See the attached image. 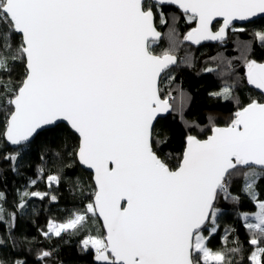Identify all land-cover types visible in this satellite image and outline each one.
I'll return each instance as SVG.
<instances>
[{
  "label": "snow or ice",
  "instance_id": "snow-or-ice-1",
  "mask_svg": "<svg viewBox=\"0 0 264 264\" xmlns=\"http://www.w3.org/2000/svg\"><path fill=\"white\" fill-rule=\"evenodd\" d=\"M172 7L179 16L166 14ZM257 16H264V0H0V156L18 172L35 137L66 123L49 187L76 164L93 171L89 202L64 222L49 220L44 239L80 235L81 251L95 264H264V199L257 191L264 179V63L246 61L247 83L259 95L241 101L232 86L214 93L237 110L224 126L208 117L206 138L201 123L186 121L178 156L165 151L168 138L158 131L161 114L174 110L180 19L196 25L184 39L200 44L224 41L230 31H244L234 22ZM157 22L169 25L172 42L161 54L152 47L161 36ZM255 35L264 44V31ZM180 99L182 109V91ZM6 144L15 151H3ZM238 177L258 204L251 216L241 213L247 257L238 237L229 247L234 229H225L223 247L210 246L220 230V201L239 202L231 191ZM19 197L21 212L32 197L58 200L49 192ZM7 199L0 191V221L8 225L0 249L9 241L17 246V212H9ZM54 255L41 250L38 259L47 264ZM0 264L27 262L0 254Z\"/></svg>",
  "mask_w": 264,
  "mask_h": 264
},
{
  "label": "trees",
  "instance_id": "trees-1",
  "mask_svg": "<svg viewBox=\"0 0 264 264\" xmlns=\"http://www.w3.org/2000/svg\"><path fill=\"white\" fill-rule=\"evenodd\" d=\"M165 11L169 17L173 14L180 15L175 7ZM157 24L163 38L156 41L152 47L156 54H161L172 47L168 35L171 19L169 25H162L159 22ZM194 26L195 23L187 22L186 18H181L176 25L179 44L174 54L178 57V65L172 70L176 79L171 89V96L175 99L169 100L174 110L168 116L159 119L158 131L161 132V138L165 136L168 138L165 151L172 157L178 156L183 150L184 136L189 131L185 127L186 121L195 120L201 123L204 131L200 135L201 138H206L211 134L208 117H213L216 123L224 126L237 110L234 101L225 100L213 95L214 93H221L225 87L232 86L241 101L249 96L259 95L249 86L245 74L248 59L264 62V44L255 35L264 31V17L245 25H236L237 29L242 28L244 31H230L225 42L198 47H194L184 39ZM181 91L185 94L182 109ZM66 130L67 125L62 123L54 131L38 135L23 154L18 172H13L8 162L0 156V169H3V174L0 175V191L7 194L6 207L9 212H17L16 226L13 229L17 246L13 248L9 241L7 247L0 249V254L9 261L24 260L27 264H42L38 259L40 251L55 249L54 258L47 264H61V262L62 264H95L91 252L81 251L80 235L62 234V238L53 237L51 240L44 239L41 235L42 229L47 230L49 220L64 222L73 213L80 211L89 202L88 197L95 187L93 175L79 164L65 170L59 186L53 184L49 187L47 177L55 174L57 170L56 153L60 151L59 146L64 142ZM3 151L12 153L15 148L6 144ZM31 180H36V184H30ZM243 186V177H238L231 189L234 196L240 197L238 203L223 199L220 201L219 207L222 209L220 230L212 237L210 246L216 249L223 247L222 237L225 235V229H234L235 231L228 237L229 247L232 246L231 241L238 237L246 250L245 257H247L252 249L247 243L249 233L244 226L241 213L255 212L258 204L243 192ZM24 191L49 192L56 195L58 200L52 201L48 197L41 200L32 197L28 199L24 211L21 212L15 205L19 203V194ZM257 191L260 194L259 198L264 199V179L259 181ZM7 220L8 217H5V221ZM99 224L101 221L91 227L95 228ZM7 228V223L0 221V236L6 234ZM244 264H249L246 258Z\"/></svg>",
  "mask_w": 264,
  "mask_h": 264
},
{
  "label": "water",
  "instance_id": "water-1",
  "mask_svg": "<svg viewBox=\"0 0 264 264\" xmlns=\"http://www.w3.org/2000/svg\"><path fill=\"white\" fill-rule=\"evenodd\" d=\"M262 17H264V16H257V17H254V18H252L250 21H246V22H239V21H237V22H234L235 23V26L236 25H238V26H241V25H245V24H247V23H251V21H255V20H257V19H260V18H262ZM221 24H222V21H221ZM196 26V25H195ZM194 26V27H195ZM220 26V25H219ZM193 27V28H194ZM192 29V28H191ZM190 29V30H191ZM157 30L160 32V30H159V28L157 27ZM189 30V31H190ZM161 33V36H160V38H159V40H161L162 38H163V34H162V32H160ZM227 39V38H226ZM224 40V41H201V43L200 44H194L193 42H191V41H187V40H185L186 42H189L190 44H192L194 47H198V46H200V45H205V44H209V43H214V44H219L220 42H225V41H227V40ZM159 40H157V41H159ZM177 57V56H176ZM177 60H178V57H177ZM258 63H264V62H259V61H257ZM178 65V64H177ZM176 65V66H177ZM175 66V67H176ZM252 89H254L251 85H249ZM256 90V89H255ZM258 93H259V91L258 90H256ZM169 103H170V101H169ZM171 104V103H170ZM172 112V110H170L169 112H167V113H163V114H161V118H164V117H166V116H168L170 113ZM160 118H158V120H159ZM62 124V123H61ZM63 124H66V123H63ZM67 125V124H66ZM36 138V137H35ZM8 146H10V147H12V148H15L14 146H12V145H10V144H7ZM82 166V165H81ZM82 168L85 170H87V171H89L92 175H93V171L92 170H90V169H87L85 166H82ZM94 182V181H93ZM95 185V184H94ZM101 223H102V220H101Z\"/></svg>",
  "mask_w": 264,
  "mask_h": 264
},
{
  "label": "rangeland",
  "instance_id": "rangeland-1",
  "mask_svg": "<svg viewBox=\"0 0 264 264\" xmlns=\"http://www.w3.org/2000/svg\"><path fill=\"white\" fill-rule=\"evenodd\" d=\"M256 212H258V208H257V210H256L255 212H249V214H250V216H251L252 214H254V213H256ZM252 222H255L254 217L252 218Z\"/></svg>",
  "mask_w": 264,
  "mask_h": 264
}]
</instances>
